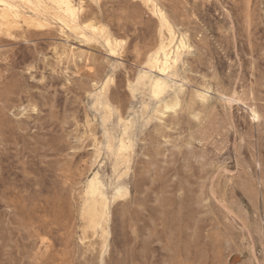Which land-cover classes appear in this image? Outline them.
<instances>
[{"label":"rangeland","instance_id":"1","mask_svg":"<svg viewBox=\"0 0 264 264\" xmlns=\"http://www.w3.org/2000/svg\"><path fill=\"white\" fill-rule=\"evenodd\" d=\"M0 264H264V0H0Z\"/></svg>","mask_w":264,"mask_h":264},{"label":"bare ground","instance_id":"2","mask_svg":"<svg viewBox=\"0 0 264 264\" xmlns=\"http://www.w3.org/2000/svg\"><path fill=\"white\" fill-rule=\"evenodd\" d=\"M52 111V110H51ZM257 113V112H256ZM221 207V206H220Z\"/></svg>","mask_w":264,"mask_h":264}]
</instances>
